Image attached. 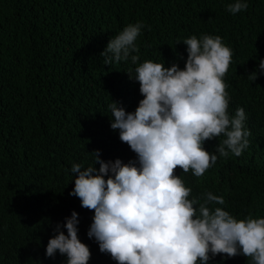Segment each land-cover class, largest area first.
I'll return each mask as SVG.
<instances>
[{
	"label": "trees",
	"instance_id": "1",
	"mask_svg": "<svg viewBox=\"0 0 264 264\" xmlns=\"http://www.w3.org/2000/svg\"><path fill=\"white\" fill-rule=\"evenodd\" d=\"M232 2L0 0V264H66L59 252L47 257L46 246L58 234L54 219L74 206L68 194L72 165L94 164L97 150L106 162L136 158L111 128L109 105L117 99L133 103L140 84L128 72L134 74L137 65L129 59L111 68L101 53L111 37L138 21L145 25L137 39L138 63L153 58L183 69L188 53L182 41L192 35L221 36L232 49L224 77L229 112L247 109L246 127L254 140L248 138L240 156L217 153L216 164L201 177L179 166L174 172L201 202L207 192L224 198V205L211 208L223 207L237 219L264 217V72H258L264 59V0H247L248 8L235 15L226 9ZM222 139L206 141V150L216 152ZM14 147L33 160L21 177L7 158ZM42 177L47 186L37 188L34 181ZM89 213L94 216V210ZM91 223L78 237L96 261L99 245L87 235ZM221 255L209 264H234ZM103 264L117 262L106 258Z\"/></svg>",
	"mask_w": 264,
	"mask_h": 264
},
{
	"label": "clouds",
	"instance_id": "2",
	"mask_svg": "<svg viewBox=\"0 0 264 264\" xmlns=\"http://www.w3.org/2000/svg\"><path fill=\"white\" fill-rule=\"evenodd\" d=\"M248 6L247 0H234L226 9L235 15ZM144 27L139 21L128 24L101 53L111 68L129 59L137 65L134 74L128 72L140 84L133 103L117 99L109 105L111 128L136 158L106 162L97 150L94 164L72 165L75 179L68 194L74 206L54 219L58 234L50 236L46 256L59 252L67 257L66 264H88L90 259L103 264L106 258L117 264H209L222 254L234 264H264V217L237 219L223 207L213 209V203L225 204L222 196L207 192L201 202L174 172L179 166L201 177L216 164L217 153L240 156L250 144L248 138L254 140L246 127V121L251 124L247 109L229 112L231 94L224 77L229 75L232 49L221 36L192 35L182 41L188 53L183 69L175 63L165 67L163 59L138 63L137 39ZM258 72H264V59ZM258 72L249 76L255 80ZM219 137L223 139L216 143V152L206 150L205 142ZM7 158L20 177L33 162L17 147ZM34 184L47 186V177ZM91 220L87 235L99 245L96 261L78 237ZM237 255L247 258L239 262Z\"/></svg>",
	"mask_w": 264,
	"mask_h": 264
}]
</instances>
